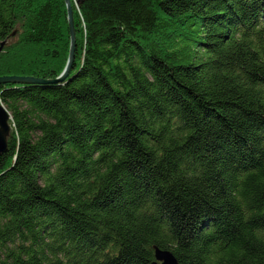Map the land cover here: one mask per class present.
<instances>
[{"label": "trees", "instance_id": "obj_1", "mask_svg": "<svg viewBox=\"0 0 264 264\" xmlns=\"http://www.w3.org/2000/svg\"><path fill=\"white\" fill-rule=\"evenodd\" d=\"M78 5L69 78L0 85V264H264V0ZM2 44L59 77L65 0H0Z\"/></svg>", "mask_w": 264, "mask_h": 264}, {"label": "water", "instance_id": "obj_2", "mask_svg": "<svg viewBox=\"0 0 264 264\" xmlns=\"http://www.w3.org/2000/svg\"><path fill=\"white\" fill-rule=\"evenodd\" d=\"M68 13V23L70 29V50L67 63L64 70L56 79H43L34 76H2L0 77V85L17 84V85H47L64 83L70 76L76 57V29L74 22V13L71 0H65ZM5 44L0 47V53L3 51ZM11 115L8 113L4 105L0 102V157L8 148V139L11 135ZM156 260L160 264H178L173 255L169 252L156 251Z\"/></svg>", "mask_w": 264, "mask_h": 264}, {"label": "rangeland", "instance_id": "obj_3", "mask_svg": "<svg viewBox=\"0 0 264 264\" xmlns=\"http://www.w3.org/2000/svg\"><path fill=\"white\" fill-rule=\"evenodd\" d=\"M71 2L73 7L75 8V11H77L79 9L78 0H71ZM60 51H63V49L61 48ZM18 53L19 54H10L9 56L2 55V58L0 59V77L5 76L3 75L5 69H7L8 67H12V65H19L20 67L23 66L25 67V69L31 71L32 69L35 70L38 68L46 67V65L53 66L54 62L57 67V64L59 65L60 63L57 61L52 62L51 59H46V57H44L45 54L42 51L27 48L25 46L20 47ZM20 67L17 68L19 71H21Z\"/></svg>", "mask_w": 264, "mask_h": 264}]
</instances>
